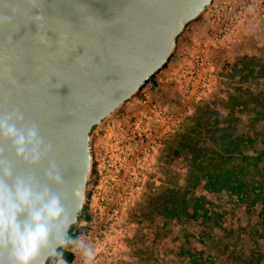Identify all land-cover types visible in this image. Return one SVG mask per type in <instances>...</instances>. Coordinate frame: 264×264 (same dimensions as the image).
I'll return each instance as SVG.
<instances>
[{
	"label": "rangeland",
	"instance_id": "obj_1",
	"mask_svg": "<svg viewBox=\"0 0 264 264\" xmlns=\"http://www.w3.org/2000/svg\"><path fill=\"white\" fill-rule=\"evenodd\" d=\"M260 1L249 23L229 45L214 42L202 22L203 14L188 24L166 67L92 132L86 209L73 234L92 245L96 242L99 263L191 264L189 257L180 255L185 249L203 251L205 264H264V233L257 212L236 204L225 192L190 189L186 162L182 157L172 159L171 154L174 146L178 148L174 135L196 125L193 117L198 106L208 101L218 103L233 91L231 86L239 84L227 77L222 63L226 59L233 63L244 53L264 54V0ZM202 54H207L211 66L209 85L203 92L197 89L198 84L187 91L183 80H188V70ZM250 80L251 85H239L264 90L261 80ZM217 108L224 111L220 105ZM136 117L140 120L133 125ZM253 118L250 113L246 125L253 129L254 124L255 130L264 132V120L249 122ZM241 126L238 130H248ZM138 131L144 134L142 146L138 137H131ZM170 190L205 196L224 219L210 235L203 236L201 227L191 220L159 215L153 219L146 213L149 200ZM252 256L254 260L248 263Z\"/></svg>",
	"mask_w": 264,
	"mask_h": 264
},
{
	"label": "water",
	"instance_id": "obj_2",
	"mask_svg": "<svg viewBox=\"0 0 264 264\" xmlns=\"http://www.w3.org/2000/svg\"><path fill=\"white\" fill-rule=\"evenodd\" d=\"M211 2L0 0V115L18 109L53 144L50 158L66 177L76 223L92 171L93 128L164 67L179 35ZM0 155L10 157L7 141L0 140Z\"/></svg>",
	"mask_w": 264,
	"mask_h": 264
},
{
	"label": "trees",
	"instance_id": "obj_3",
	"mask_svg": "<svg viewBox=\"0 0 264 264\" xmlns=\"http://www.w3.org/2000/svg\"><path fill=\"white\" fill-rule=\"evenodd\" d=\"M223 58L226 59L225 56ZM225 61L222 63L223 72L232 82L249 85L251 79L261 80L264 85V54L244 53L233 63L227 59ZM239 84L231 86L233 91L218 103L208 101L198 106L193 117L195 128L174 135L178 148L174 146L171 154L172 159L182 157L186 162L190 189L196 191L205 188L210 192H225L236 204L257 212L260 231L264 233V132L255 130L254 124L253 129L246 125L250 113L255 118L249 122L264 120V90ZM219 105L224 111L217 108ZM239 124L242 129L248 130H238ZM148 205L146 213L152 214L153 219L159 215L167 219L191 220L201 227L202 236L205 233L210 235L212 228L219 226L225 217L222 212L214 209L212 202L205 196H188L181 192L175 193V190L151 198ZM85 209L86 204L78 220L83 217ZM74 228L75 225L71 229L72 233ZM180 255L189 257L191 264H205L203 251L196 253L184 249ZM72 258V253H65L66 260ZM253 260L252 256L247 262Z\"/></svg>",
	"mask_w": 264,
	"mask_h": 264
},
{
	"label": "clouds",
	"instance_id": "obj_4",
	"mask_svg": "<svg viewBox=\"0 0 264 264\" xmlns=\"http://www.w3.org/2000/svg\"><path fill=\"white\" fill-rule=\"evenodd\" d=\"M40 43L47 46V38ZM0 140L11 150L10 157L0 155V264H68L69 251L81 264H94L95 247L71 231L77 214L66 177L50 158L53 144L15 108L0 115ZM77 192L73 186L71 196Z\"/></svg>",
	"mask_w": 264,
	"mask_h": 264
},
{
	"label": "built area",
	"instance_id": "obj_5",
	"mask_svg": "<svg viewBox=\"0 0 264 264\" xmlns=\"http://www.w3.org/2000/svg\"><path fill=\"white\" fill-rule=\"evenodd\" d=\"M259 3H261L260 0H225L220 3L212 0L211 4L202 13V22L207 25L211 31L212 39L215 43L229 45L231 41H235L236 37L240 35L239 33H241L247 23H249ZM210 72L211 66L210 62L207 60V54L198 56L195 62H193L190 70H188V80H183L185 81L183 87L191 92L194 85L198 84L197 89L201 90L199 92H203L209 85V78H207V75L210 74ZM116 214L117 210L116 212H112L113 216ZM94 221L93 218V222ZM103 227L105 228L106 225H103ZM93 246H96V242ZM104 247H107V245L104 244ZM70 253L73 254V258L71 260H66L68 264H81L80 257L73 252ZM105 263L107 262L99 263L97 258L94 260V264Z\"/></svg>",
	"mask_w": 264,
	"mask_h": 264
},
{
	"label": "flooded vegetation",
	"instance_id": "obj_6",
	"mask_svg": "<svg viewBox=\"0 0 264 264\" xmlns=\"http://www.w3.org/2000/svg\"><path fill=\"white\" fill-rule=\"evenodd\" d=\"M147 84H148V83H146L145 85H147ZM145 85H144V86H145ZM144 86H143V87H144ZM143 87H142V88H143ZM142 88H141V89H142ZM141 89H140V90H141ZM126 102H127V101H126ZM126 102H125V103H126ZM125 103H124V104H125ZM139 120H140L139 117H136L135 120H134L135 122H134L133 125H135L136 123L138 124ZM102 124H103V120L101 121V123H100L99 125H97L96 127L93 128V131H92V132H95V130H96L97 128H99ZM108 125H109V122H108ZM135 128H136V127H135ZM134 136H135V137H138L139 144H140V146H142V145H143V142H144V134L138 131L137 134H136V133H135V134H132L131 137L134 138Z\"/></svg>",
	"mask_w": 264,
	"mask_h": 264
}]
</instances>
